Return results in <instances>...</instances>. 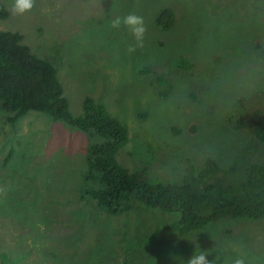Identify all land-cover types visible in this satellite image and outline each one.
Here are the masks:
<instances>
[{
  "label": "rangeland",
  "instance_id": "obj_1",
  "mask_svg": "<svg viewBox=\"0 0 264 264\" xmlns=\"http://www.w3.org/2000/svg\"><path fill=\"white\" fill-rule=\"evenodd\" d=\"M0 3L9 11L0 31L21 34L56 67L73 115L90 96L127 127L117 160L130 172L180 183L207 158L227 167L250 142L246 125L231 122L244 113L239 100L264 92V0H36L23 16ZM166 7L175 20L163 31L155 18ZM129 13L147 28L133 53L130 31L109 26ZM146 66L152 74H141ZM155 75L170 82L165 99ZM11 115L0 109V264H187L197 245L218 264H264V220L224 218L181 236L169 230L177 213L108 215L79 198L87 135L39 112L12 127Z\"/></svg>",
  "mask_w": 264,
  "mask_h": 264
},
{
  "label": "trees",
  "instance_id": "obj_2",
  "mask_svg": "<svg viewBox=\"0 0 264 264\" xmlns=\"http://www.w3.org/2000/svg\"><path fill=\"white\" fill-rule=\"evenodd\" d=\"M8 17V9L0 3V20ZM174 20V11L166 7L157 14L155 27L167 31ZM186 63V59H181L175 65L183 69ZM149 73L152 71L147 66L141 71L142 75ZM154 84L162 87L158 97L165 99L169 80L155 75ZM238 103L244 113L238 123L231 122L233 130L246 125L251 140L233 163L225 167L216 159L207 158L199 173L189 169L180 183L151 182L143 169L130 172L117 160L118 152L129 141L127 127L90 96L82 101L81 115H73L56 67L47 58L32 53L21 34L0 31V109L12 114L8 118L12 127L28 114L39 112L86 134L91 145L79 198L91 199L108 215L144 209L177 213L179 219L169 230L181 236L224 218L263 221L264 92H257L245 102L251 108L249 112L243 101Z\"/></svg>",
  "mask_w": 264,
  "mask_h": 264
},
{
  "label": "clouds",
  "instance_id": "obj_3",
  "mask_svg": "<svg viewBox=\"0 0 264 264\" xmlns=\"http://www.w3.org/2000/svg\"><path fill=\"white\" fill-rule=\"evenodd\" d=\"M35 5L36 0H12L11 12L17 16H23L24 14L31 12ZM109 26L110 28L117 30L120 29L121 26H124L130 31L135 43L128 47L127 51L129 53H133L137 48H142L144 46L147 28L142 16L135 13H129L122 17L115 16L109 20ZM209 255V252L201 251L197 245L196 251L187 260V264H218L221 257L217 256L215 260L209 261ZM231 264H250V262L243 256H237L232 260Z\"/></svg>",
  "mask_w": 264,
  "mask_h": 264
}]
</instances>
